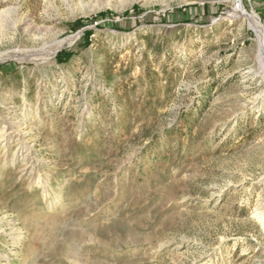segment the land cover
Wrapping results in <instances>:
<instances>
[{"label": "rangeland", "instance_id": "374dc122", "mask_svg": "<svg viewBox=\"0 0 264 264\" xmlns=\"http://www.w3.org/2000/svg\"><path fill=\"white\" fill-rule=\"evenodd\" d=\"M0 264H264V0H0Z\"/></svg>", "mask_w": 264, "mask_h": 264}, {"label": "trees", "instance_id": "16d2710c", "mask_svg": "<svg viewBox=\"0 0 264 264\" xmlns=\"http://www.w3.org/2000/svg\"><path fill=\"white\" fill-rule=\"evenodd\" d=\"M63 58V59H62ZM68 58V55L64 54V55H59L58 59H62L63 61L66 60Z\"/></svg>", "mask_w": 264, "mask_h": 264}, {"label": "built area", "instance_id": "2783aa9c", "mask_svg": "<svg viewBox=\"0 0 264 264\" xmlns=\"http://www.w3.org/2000/svg\"><path fill=\"white\" fill-rule=\"evenodd\" d=\"M239 5H240L239 1H235V6L237 9H238Z\"/></svg>", "mask_w": 264, "mask_h": 264}, {"label": "bare ground", "instance_id": "6f19581e", "mask_svg": "<svg viewBox=\"0 0 264 264\" xmlns=\"http://www.w3.org/2000/svg\"><path fill=\"white\" fill-rule=\"evenodd\" d=\"M239 11H240V14H243L244 13L242 9H240Z\"/></svg>", "mask_w": 264, "mask_h": 264}]
</instances>
